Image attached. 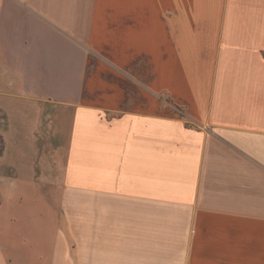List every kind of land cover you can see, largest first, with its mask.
<instances>
[{
  "label": "crops",
  "instance_id": "obj_1",
  "mask_svg": "<svg viewBox=\"0 0 264 264\" xmlns=\"http://www.w3.org/2000/svg\"><path fill=\"white\" fill-rule=\"evenodd\" d=\"M0 137V264H264V0H0Z\"/></svg>",
  "mask_w": 264,
  "mask_h": 264
},
{
  "label": "rangeland",
  "instance_id": "obj_2",
  "mask_svg": "<svg viewBox=\"0 0 264 264\" xmlns=\"http://www.w3.org/2000/svg\"><path fill=\"white\" fill-rule=\"evenodd\" d=\"M3 147V142H2V139H1V137H0V150H1V148ZM63 219H65V216L63 215ZM63 224H64V222H63ZM65 227V226H64Z\"/></svg>",
  "mask_w": 264,
  "mask_h": 264
}]
</instances>
